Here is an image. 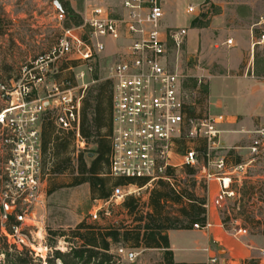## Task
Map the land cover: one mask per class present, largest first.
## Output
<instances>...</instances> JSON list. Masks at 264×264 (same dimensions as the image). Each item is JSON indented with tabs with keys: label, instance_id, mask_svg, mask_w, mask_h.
Wrapping results in <instances>:
<instances>
[{
	"label": "built area",
	"instance_id": "obj_1",
	"mask_svg": "<svg viewBox=\"0 0 264 264\" xmlns=\"http://www.w3.org/2000/svg\"><path fill=\"white\" fill-rule=\"evenodd\" d=\"M86 1V12L78 24L65 25L69 11L58 9L60 34L50 48L30 58L17 75L0 80V202L4 207L1 233L9 244L20 248L39 244L40 250H32L44 264L52 248L49 250L45 241L44 228L35 223H42L46 214L43 182L49 167L45 168L44 162V123L52 119L57 132L72 135L78 150L86 148L81 132L83 100L91 82L96 81L94 74L103 68L109 43L114 48L113 59L105 66L113 89L110 174L148 178L144 186H115L110 202L140 195L141 189H151L159 179L171 181L167 168L177 167L172 156L187 136L205 142V155L214 169H227V151L242 148H227L220 139L222 125L230 119L228 115H189L196 103V92L186 89L180 57L173 58L170 53L171 49L176 54L183 50L188 29L164 23L169 0ZM198 9L189 4L186 12L196 15ZM262 42L264 32L255 39L256 44ZM227 43L232 44L233 39ZM66 71L71 75L65 76ZM245 132L250 134L245 148L251 159L232 168H243L264 157V123ZM183 158L182 165L197 167L200 163L198 150L193 147L186 149ZM213 171L207 176L211 177ZM222 173V193L233 195L232 176ZM6 206L16 211L11 231L7 228L11 214ZM101 211L104 216L110 215L109 207H101L91 213L92 218L97 219ZM209 226L207 222L194 223V228ZM34 227H38V243L31 240ZM235 231L247 233L242 227ZM114 253L122 261L134 262L138 257L135 248L123 244H118ZM209 263L220 264V256H211Z\"/></svg>",
	"mask_w": 264,
	"mask_h": 264
},
{
	"label": "rangeland",
	"instance_id": "obj_2",
	"mask_svg": "<svg viewBox=\"0 0 264 264\" xmlns=\"http://www.w3.org/2000/svg\"><path fill=\"white\" fill-rule=\"evenodd\" d=\"M58 2L62 3L63 8L69 11L65 25L78 24L82 20L86 12V0H0V80L17 75L23 64L36 54L48 50L53 44L60 34L56 18L57 10L60 8ZM189 4L199 6L196 15L186 12ZM167 11L170 14L166 16L165 24H182L181 26L188 29L187 41L183 50L176 54V51L171 49L170 53L173 58L177 55L180 57V66L186 76V89L196 92V103L191 110L197 116L204 117L209 113H219L220 109L226 111L237 107L245 109L243 104H239L241 99L237 101L236 98L234 100L229 96L230 92L235 94V91L246 95L251 89L257 93V100L262 99L264 105V85L261 82L264 80V42L257 43L254 52L246 53L237 69H230V66L224 62L225 58L230 55L229 50L238 46L237 41L232 44L227 43V40L233 36L226 30H253L255 39L264 32V21H262L264 0H169ZM217 18H221L219 23L223 28H221L223 30L221 33L218 26L212 25ZM197 30H199V57L197 55ZM222 38L224 40H221ZM204 42L207 43L206 49ZM113 50V45L109 43L107 54L102 59L103 68L94 74L96 81L91 82L86 91V96L92 103L95 102L94 96L99 92L100 84L107 79L105 66L113 59ZM64 75L70 76L71 73L66 71ZM214 76L231 79V84L225 86L218 82L214 88L215 96L212 101L210 82ZM219 99L221 102H218ZM235 116L238 121L246 120L244 114ZM250 121L251 126L264 123V112L253 115ZM247 135L249 139L247 138L242 143L243 145L250 142V134ZM92 141L93 138H91V143H86V148L79 150L72 141L69 154L72 157V164L76 168L81 152L88 166L96 157V153L93 151L96 144ZM189 147L198 150L200 155V163L196 167L195 175L187 173L182 165L183 154ZM205 153L206 145L203 140L193 139L189 136L181 140L178 152L172 156V163L177 164L178 171L176 179H171V181L179 190L188 189L200 198H207L208 176L206 175L208 170H215L213 172L221 177L224 175L222 172H229L228 176H232L230 190H233L234 194L230 196L223 194L220 187L216 192L221 206L222 221L227 229L234 230L242 227L247 230L246 234L264 243V157L257 158L247 166L236 169L232 166L236 165L234 163L238 156L241 158L240 163L248 162L251 156L246 148L235 150L233 157H228V168L219 170L210 167ZM52 160H50L51 163H53ZM75 174H77V169ZM72 176L69 171L65 173L51 171L46 176L43 184L46 193L44 198L46 214L42 223L35 222L39 227L44 228L42 233L45 236V241L49 250L52 248L48 257L53 260L54 264H64L58 257L56 249L61 252H69L73 247L81 244L79 238L72 236V230L82 221L100 226L137 224L134 221L136 215L128 213L122 206L123 200L121 199L117 202L113 200L107 205L110 208V215L99 214L97 219H93L91 212H95L103 202L93 196L89 182L65 186L72 181ZM2 180L0 170V189ZM54 187L57 188L50 191ZM147 201L142 199L143 203H147ZM6 207V211L16 218L15 209L11 206ZM180 208L181 204H170L166 208L165 214L170 217V223L186 225L195 214V210L188 208L190 214L186 215V213L180 212ZM143 209L145 212L149 210L146 204ZM3 214L4 207L0 202V225ZM145 221H142V225L145 224ZM37 230L38 227H34L33 238L35 240L31 236V240L36 243L39 241ZM3 237L0 230V260L5 258L2 251L9 249ZM118 244L125 245L122 241ZM38 245L29 244L28 246L31 249L35 250L37 247L40 250L41 247ZM115 245L112 243L111 249L114 254V264H166L164 253L162 255L159 250H146L145 248H136L139 254L134 262L119 260L114 253ZM263 251L261 250L262 255L257 257L254 264H264ZM24 257L29 259L28 254H24ZM34 262L43 264L44 260L35 258L32 263Z\"/></svg>",
	"mask_w": 264,
	"mask_h": 264
},
{
	"label": "trees",
	"instance_id": "obj_3",
	"mask_svg": "<svg viewBox=\"0 0 264 264\" xmlns=\"http://www.w3.org/2000/svg\"><path fill=\"white\" fill-rule=\"evenodd\" d=\"M94 101L92 103L88 96L84 98L81 118L83 137L87 143H91V138H93L92 142L96 144V148L93 149L96 157L91 164L88 166L82 152L78 157L77 168L72 164V157L69 154L73 141L72 135L60 134L57 132L53 120L47 119L43 127L45 167L47 157L49 160L53 159V163L49 166L50 172L65 173L69 171L73 175L72 181L65 186L89 182L93 196L98 198H109L113 188L117 185L137 184L144 186L148 182V178L112 177L109 174L113 132V89L110 79H106L100 84L99 92L94 96ZM189 115L199 117L193 110H189ZM234 152L235 149L228 151L227 161L228 157H233ZM240 159L238 156L234 164L240 163ZM183 167L189 174L195 175L197 172L194 166L184 164ZM76 169L77 174H75ZM177 171L178 168L175 166L167 168V174L171 179H176ZM56 188L54 187L50 191ZM149 192L147 203H143L140 196L133 194L126 196L122 202V206L129 214L136 215L134 221L137 224L100 226L82 221L72 230V236L79 238L81 244L73 247L69 252H61L56 249L58 257L62 259L64 264H114V254L111 251L112 243L117 245L118 242L122 241L125 246L130 248H165L164 260L166 264H205L175 262L173 252L169 250L170 242L167 230L170 228H193L194 223L205 225L207 221V198H200L188 189L179 190L174 182L167 179H159ZM145 204L149 208L146 212L143 209ZM170 204H181L180 212L186 213V215L190 214L188 208L195 210V214L186 225H175L169 222L170 217L165 214V210ZM101 214L103 215V211ZM142 221H145L144 225H142ZM14 223H16L15 217L9 215L8 231L12 230L11 226ZM3 238L9 249L2 251L5 258L0 260V264H41V262L32 263L35 258L40 260L42 258L37 257L31 248L26 246L20 248L16 244H9L5 236ZM24 254H28L29 259L24 257ZM256 260V258H252L246 264H254ZM47 264H54L53 260L49 258Z\"/></svg>",
	"mask_w": 264,
	"mask_h": 264
},
{
	"label": "crops",
	"instance_id": "obj_4",
	"mask_svg": "<svg viewBox=\"0 0 264 264\" xmlns=\"http://www.w3.org/2000/svg\"><path fill=\"white\" fill-rule=\"evenodd\" d=\"M170 14L167 11L166 16ZM221 18L215 19L212 23L214 27L218 26L220 33L223 31L221 25ZM219 24V25H218ZM172 25V24H167ZM173 25V26H181ZM222 28V29H221ZM229 32L234 41L238 42V46L229 50V57H226L224 62L230 66V69H237L242 63L243 57L248 52H254L255 48V37L253 30L240 31L237 29L226 30ZM197 50L199 57V30H197ZM226 38V37H225ZM221 40H224L222 38ZM206 49L207 43L204 42ZM218 82L223 83L225 86H230L231 79L228 80L226 77L214 76L210 82V93L211 99L214 100L215 93L214 88ZM263 84V81H261ZM264 85V84H263ZM230 97L237 101L240 99L239 104H243L245 109L240 107L234 108L231 111L218 110L219 113H224L229 116V121L222 125V132L220 139L224 146L232 148L233 146H240L241 149H245L242 143L249 136L246 130L253 129L255 125L251 126L250 118L253 115H258L264 112V105L262 99L257 100V93L250 89L249 93L242 95L240 92H230ZM243 96V98H242ZM225 98V97H223ZM218 102H221L220 99ZM226 102V101H225ZM244 114L246 120L238 121L235 115ZM240 150V149H237ZM51 161L47 157V165L45 168L50 166ZM50 169L48 171V174ZM212 172L209 169L208 173ZM110 174V173H109ZM111 175V174H110ZM206 175V176H207ZM114 177L113 175H111ZM46 178V177H45ZM206 178V177H205ZM207 223L210 224L207 228H170L167 230L169 236L170 247L169 250L173 252V260L175 262H186V263H205L210 264L209 260L211 256L219 255L220 264H245L252 258L260 257L262 255L261 250H264V243L257 240L248 234H238L235 229H227L221 218V206L217 199L216 192L219 187L221 188V176H217L214 173L211 177L207 178ZM45 182V180H44ZM43 182V184H44ZM85 183V182H84ZM83 184V183H82ZM86 184V183H85ZM155 185V184H154ZM152 185L151 187H153ZM139 186V185H138ZM150 189L143 188L140 191V196L143 200H148ZM109 198H99L98 201L103 202L97 209L101 207H108L110 203ZM96 209V210H97ZM95 210V211H96ZM92 213V212H91ZM117 245H115L116 247ZM136 249V248H135ZM146 250H159L160 254L165 253V248H145ZM137 250V249H136ZM139 254V253H138Z\"/></svg>",
	"mask_w": 264,
	"mask_h": 264
},
{
	"label": "water",
	"instance_id": "obj_5",
	"mask_svg": "<svg viewBox=\"0 0 264 264\" xmlns=\"http://www.w3.org/2000/svg\"><path fill=\"white\" fill-rule=\"evenodd\" d=\"M59 3V6H60V8L59 9H63V4L62 3H60V2H58ZM6 209H7V207H5Z\"/></svg>",
	"mask_w": 264,
	"mask_h": 264
},
{
	"label": "bare ground",
	"instance_id": "obj_6",
	"mask_svg": "<svg viewBox=\"0 0 264 264\" xmlns=\"http://www.w3.org/2000/svg\"><path fill=\"white\" fill-rule=\"evenodd\" d=\"M227 183H229V180L227 179Z\"/></svg>",
	"mask_w": 264,
	"mask_h": 264
}]
</instances>
